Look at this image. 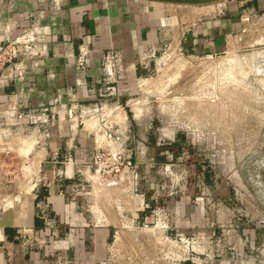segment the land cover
Wrapping results in <instances>:
<instances>
[{
    "label": "crops",
    "instance_id": "crops-1",
    "mask_svg": "<svg viewBox=\"0 0 264 264\" xmlns=\"http://www.w3.org/2000/svg\"><path fill=\"white\" fill-rule=\"evenodd\" d=\"M253 13L264 14V0L207 6L0 0V170L24 174L16 183L32 190L17 194L14 198L22 197L16 206H0V264H95L118 220L149 218V204L165 205L177 233L204 239L201 253L183 264H264V198L202 197L212 176L195 152L187 164L191 190L181 197L161 198L160 184L161 192L150 196L128 179L103 180L93 173L101 148L131 151L144 173L156 166L152 146L159 147L161 160L173 146L175 157L184 155V136L168 135L166 128L157 139L151 131L133 132L139 122H153L133 114L131 96L163 49L222 54ZM29 35L33 40L26 42ZM110 50L118 54L123 73L114 85L117 94L101 98L107 87L102 54ZM83 56L87 62L81 67ZM99 102L110 109L109 129L81 117ZM10 153L11 165L2 157ZM87 183L93 190L85 204L80 187ZM6 198V183L0 182V203Z\"/></svg>",
    "mask_w": 264,
    "mask_h": 264
},
{
    "label": "rangeland",
    "instance_id": "rangeland-1",
    "mask_svg": "<svg viewBox=\"0 0 264 264\" xmlns=\"http://www.w3.org/2000/svg\"><path fill=\"white\" fill-rule=\"evenodd\" d=\"M249 18L240 38L220 56H192L174 47L154 56L151 71L131 96L133 114L140 113L138 118L153 123L139 122V129L132 130L143 136L151 131L157 139L166 128L172 132L168 135L184 136L186 153L175 157L178 148L173 146L168 150L170 155L161 160L159 147L152 146L156 163L152 172L144 173L139 168L136 179L128 174L119 177L137 183L150 196L162 190L161 198L181 197L191 190L186 185L192 177L187 164L189 155L195 152L212 176L211 184L202 189V197L264 198V14L253 13ZM2 157L10 165L14 159L11 153ZM93 173L103 180L118 178L100 176L94 163ZM0 177L9 196L0 206H16L24 190L32 192L29 187L22 188L24 184L17 185L16 181L25 178L17 170L11 168L4 175L0 170ZM88 184L80 187L85 204L93 190ZM217 184L220 187L216 188ZM17 194L22 196L14 198ZM156 207L149 204L150 217L146 219L120 218L107 249L95 264H183L200 254L204 239L177 233L165 205L160 204L163 211L157 216Z\"/></svg>",
    "mask_w": 264,
    "mask_h": 264
},
{
    "label": "built area",
    "instance_id": "built-area-1",
    "mask_svg": "<svg viewBox=\"0 0 264 264\" xmlns=\"http://www.w3.org/2000/svg\"><path fill=\"white\" fill-rule=\"evenodd\" d=\"M26 42H30L33 40L31 35L25 39ZM226 52V51H225ZM223 52V53H225ZM222 53V54H223ZM190 55V54H189ZM219 55H202L201 57H216ZM200 57V56H198ZM87 59L85 56L80 59V66L84 67ZM102 62L104 68V83H106V91H101L100 97L105 98L107 96H113L117 94V89L114 86L117 82V79L122 76L123 67L120 66V59L118 54L114 51L110 50L107 52H103L102 54ZM100 103V102H99ZM109 107L106 102H101L99 105H95L91 109H89L84 115L83 118H91L95 119L97 122H101L107 129L109 128L111 123H108L109 116ZM22 114L20 118H22ZM29 117V115L27 116ZM108 117V118H107ZM94 165L96 172L102 177L115 176L119 177L124 174H128L133 176L135 179L138 178V165L133 159V155L129 150H123L120 152H112L110 150L101 148L95 152L94 155ZM160 205L156 207L154 210L156 216L161 213ZM163 211V210H162ZM188 260H195V255L188 258Z\"/></svg>",
    "mask_w": 264,
    "mask_h": 264
},
{
    "label": "water",
    "instance_id": "water-1",
    "mask_svg": "<svg viewBox=\"0 0 264 264\" xmlns=\"http://www.w3.org/2000/svg\"><path fill=\"white\" fill-rule=\"evenodd\" d=\"M162 4L186 5V6H207L217 4L225 0H144Z\"/></svg>",
    "mask_w": 264,
    "mask_h": 264
},
{
    "label": "bare ground",
    "instance_id": "bare-ground-1",
    "mask_svg": "<svg viewBox=\"0 0 264 264\" xmlns=\"http://www.w3.org/2000/svg\"><path fill=\"white\" fill-rule=\"evenodd\" d=\"M119 120V119H118ZM110 144V143H109Z\"/></svg>",
    "mask_w": 264,
    "mask_h": 264
}]
</instances>
